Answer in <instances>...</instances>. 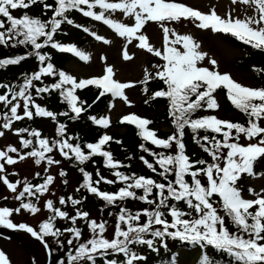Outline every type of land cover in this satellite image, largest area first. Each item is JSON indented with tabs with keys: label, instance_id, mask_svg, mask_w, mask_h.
I'll return each instance as SVG.
<instances>
[{
	"label": "snow or ice",
	"instance_id": "1",
	"mask_svg": "<svg viewBox=\"0 0 264 264\" xmlns=\"http://www.w3.org/2000/svg\"><path fill=\"white\" fill-rule=\"evenodd\" d=\"M231 4L247 6L252 10L251 14L241 18L229 11L222 17L215 8L203 13L179 0H0V47L27 49L22 55L0 58V70L17 66L30 58L37 62V70L22 74L20 82H0V138L5 137L6 132H12L19 138L20 145L19 148L7 145L0 149V184L19 202L14 209L0 207V227L29 233L44 245L49 255L52 249L46 238L51 237L57 247L64 249L65 241L61 237L68 234L66 259L58 260L57 264H141L146 257L140 254L139 248L146 247L155 252L159 243L167 250L169 239L198 248L197 264H215L209 249L229 257L230 264H264V189L257 192L249 188L252 198H245L239 186L245 176H257L255 165L264 160V88L243 86L228 73L198 66L208 53L199 51L201 45L192 36L181 35L168 27L172 22L190 20L197 29L230 35L243 45L264 51V0H231ZM37 5L42 8L41 14H30L29 10ZM16 11L21 15H14ZM235 11L238 13L239 10ZM72 13L99 22L124 40L123 61L134 59L129 52L130 45L162 61L151 65L154 73L144 69L140 84L145 85L143 91L147 95L146 85L153 80L162 82L163 87L154 91L150 99L168 102V115L174 129L172 134L167 138L158 137L156 131L149 128L153 121L135 114L119 120L120 124L134 125L138 130L137 135L143 141L139 149L152 157V161L144 155L139 159L160 180L120 170L131 165L115 160L105 146L110 142L119 145L122 141L104 134L94 143L81 145L78 137L67 135V125L59 122L58 116L75 121L91 108V105L85 107L86 102L77 95L78 90L91 86L99 90L96 101L110 95L113 100L119 99L131 106L125 90L136 86L132 82L114 79V69L108 65L102 76L79 80L56 70L45 49L72 54L83 62L90 60V56L76 45L56 39L65 25L82 30L104 45L112 43L105 36L77 23ZM149 22L157 24L162 31L161 48L153 46L143 31ZM101 60L106 61V58L101 57ZM208 63L214 69L217 67L215 59H209ZM45 77H52L55 82L45 84ZM218 89L226 91V98L233 108L247 118L246 124L223 120L217 115L195 116L200 111L219 110L214 95ZM53 92L59 94L66 111L55 113L37 103V99ZM148 102L146 99L145 103ZM113 106L109 105L110 108ZM35 118H50L56 123L58 138L49 140L37 129L14 128L17 122ZM88 119L105 129L111 124L107 117L89 116ZM186 130L191 132L193 143L210 157V161L193 160L186 153ZM201 132L206 134L201 136ZM241 139L247 143H241ZM74 140L77 142L73 143ZM146 144L163 150L175 146V153L155 151ZM54 153L80 166L83 179L76 192L84 190L102 201L101 213L109 207L119 209L116 213L108 212L109 216H115L111 239L106 236L107 220L91 218L89 212L78 207L87 196L83 199L71 195L58 198V204L64 208L70 204L74 214L47 199L43 207L49 215L40 223L38 231L11 219L14 214L22 212L33 216L41 212L37 204L50 192L57 179V176L47 174L48 170L61 164ZM97 156L103 158V167L114 179L106 178L99 169L94 179L93 174L83 167ZM27 159H32L36 166L45 165L42 182L33 184L27 178L15 182L9 179L18 173H9L7 166ZM67 175L63 169L58 172L59 177ZM35 177L41 178V173L36 172ZM63 183L66 185L68 181L65 179ZM101 183L121 186L115 192H108L101 190ZM3 199L8 200L9 196ZM127 201H137L146 207L133 210L125 206ZM57 220L68 221L69 226L61 229L57 227ZM78 221L86 226L87 239L83 237ZM0 264H11L2 250ZM169 264H178L175 255L169 258Z\"/></svg>",
	"mask_w": 264,
	"mask_h": 264
},
{
	"label": "trees",
	"instance_id": "2",
	"mask_svg": "<svg viewBox=\"0 0 264 264\" xmlns=\"http://www.w3.org/2000/svg\"><path fill=\"white\" fill-rule=\"evenodd\" d=\"M48 2H52V0H48ZM42 11L41 6L37 5L34 6L32 9L29 10L30 14L32 15H40ZM16 16L21 15L19 11H16L13 13ZM50 15V13H49ZM72 18L77 22L84 24L90 29H93L96 27L94 22L90 20H86L82 16L76 13H72ZM64 33H67L66 35ZM91 37L88 36L86 33H84L82 30L77 29L75 27H70L65 25L63 32L56 37L57 40H59L61 43H71L76 45L81 51L85 52L88 48L92 47V40ZM232 44L242 50V56L240 58L236 59V66L242 71H245L247 73H250L255 81L256 84L262 88H264V71L257 72L253 69H264V53L254 50L251 47H244L238 43H235L234 41ZM27 51V49L23 47H18L15 49L11 48H3L0 47V58L4 57H11L15 55H22ZM45 51L49 52L51 55V62L54 64L57 71H64L66 72L65 65L74 62L73 56H68L67 54L60 53L53 49H45ZM37 70V62L34 58L27 59L23 61L21 64L17 66H9L6 70H0V82L4 83H18L21 80L22 74L24 73H31L33 71ZM67 73V72H66ZM44 83L45 84H51L54 83L55 80L52 77H45ZM58 79V78H57ZM145 85H139V89L143 95L144 104L143 105V113L147 114L150 113V116L147 115H141V118H147L153 123L149 125V128L152 130H155L158 137L160 138H167L170 134L173 132V126L171 118L168 115V102L164 99H156L151 100L150 96L151 94L159 90L161 87H163L162 82L153 80L151 81L146 87L148 88V94L146 95L143 91V88ZM2 92V90H0ZM99 94V90L95 89L94 87H89L84 90H78L77 95L80 97L82 101H85V107L88 105H91V108L88 109L87 112L83 113L81 118L78 120H70L68 117L64 116H58V120L61 123H64L67 125V135L78 137L79 143L81 145L86 143H94L96 142L102 135L106 134L108 129L99 127L92 123L91 120L88 119L89 116H95L97 118H101L109 106V95H106L104 97H101L99 101H96V97ZM216 96H223V92L217 90V93H215ZM149 100L148 103H145V100ZM96 101L95 103H93ZM224 101V100H223ZM37 103H39L41 106L47 108L48 110H51L55 113H59L62 111H66L67 107L65 104L60 102V97L57 92H53L50 95L44 96L42 99H37ZM223 107L226 112L229 113H237L238 120L233 119V122H240L245 123L247 118L242 114L239 113L237 110L233 108L232 105L227 104L226 102H223ZM208 112L200 111L195 114L196 117L205 116ZM56 123H54L50 118L44 119V118H35L31 121L24 120L17 122L15 127L16 128H22L27 127L29 129H37L41 131L43 137L48 138L49 140L57 139L55 134L56 129ZM164 128V131H161L160 128ZM123 133L121 135H111V137L114 138V140H120L122 141L121 144H116L114 142H110L109 145H106V149L109 150L112 154L115 160H118L122 162L123 164H130V168H123L120 169L124 171L126 174L136 173L138 175H144L149 176L154 179L160 180L159 177H156L151 171H149L143 163L140 161L139 157L141 155H144L146 159H148L150 162L152 161V157L148 156L146 153H143L139 149V145L143 143L141 138L137 135V129L134 125H122ZM48 132H52V134H49ZM186 136L184 138V142L186 144V153L193 159H207L210 161V157L207 156L206 153H204L201 148L193 143L191 138V132L186 130ZM110 134V133H108ZM206 133L201 132L200 135H205ZM208 135H211V133H208ZM25 138H27L25 134ZM73 143H76L77 141H72ZM147 147L153 148L155 151H165L167 154H174L175 153V146H173L172 149L163 150V149H156L151 144H146ZM23 150V149H22ZM28 151V150H23ZM55 159L61 160V164L55 167V171L57 174V177L60 179L59 185L57 186L58 189V198L60 196H64L67 198V196L71 195L74 198L83 199V197L87 196L86 200H83V203L78 206L82 211H87L90 213L91 218L94 219H103L108 221L107 225V232L106 236L107 238L111 239L113 235V226L115 223V216H109L108 212L111 211L113 213L118 212V208L116 207H109L105 208L104 212L101 213L100 209L104 207V204L102 201L98 200L96 197L91 196L87 194L84 190H81L80 192H76L75 189L79 186L80 183H82V175L79 172L78 165L75 164L74 161H68L64 160L58 153L53 154ZM129 157H132V159H129ZM40 167V166H39ZM42 171L41 178H36L35 176L31 178V183L36 184L42 182V177L46 174L44 171L45 165H41ZM87 171L93 174V178L95 179V172L97 169L101 171V174L105 176L108 179H114V177L111 175V172L103 167V158L102 157H93L92 161L87 162L85 165H83ZM60 169L65 170L68 175L66 177H59L58 172ZM49 171V170H48ZM255 171L257 173V176L264 175V160L258 162L255 165ZM48 174V173H47ZM67 180L68 183L65 185L63 183L64 180ZM190 179V178H188ZM250 177L245 176L240 181V188L242 189V193H245ZM162 182V181H161ZM121 185H106L101 183L100 188L102 191H108V192H115ZM139 194V193H138ZM58 203V199H57ZM58 207H61L62 210L68 211L70 214H74V209L69 204L67 208H64L63 206L57 205ZM125 206L133 209V210H140L146 205L137 202V201H127L125 202ZM69 226L68 221L65 220H57V227H60L61 229ZM78 226L83 229V237L85 239L88 238L89 233L84 225L83 222L78 221ZM34 228V227H33ZM27 238H29V241L33 242V238L31 235L24 234ZM68 234H65L64 237H61L62 240L65 241V248L61 249L57 247L54 240L51 237L46 238L47 242L49 243L52 251L51 255H49L48 250H46L47 258L45 259L44 264H57L58 260L60 259H66V251L68 250L66 245V239ZM168 248L165 250L163 247L157 244L158 251H151L148 250L146 247L139 248L138 251L140 254L144 255L146 259L141 262V264H169V258L173 255L176 256L179 262L180 255L185 256V258L188 260L190 258H193V256L196 254L200 257V250L198 248L194 249L192 246L185 245L180 243L179 241H173L168 240L167 241ZM209 255L210 257L215 261V264H230V258L222 253H216L213 250L209 249ZM199 259V258H198ZM198 259L194 261L192 264H197Z\"/></svg>",
	"mask_w": 264,
	"mask_h": 264
},
{
	"label": "rangeland",
	"instance_id": "3",
	"mask_svg": "<svg viewBox=\"0 0 264 264\" xmlns=\"http://www.w3.org/2000/svg\"><path fill=\"white\" fill-rule=\"evenodd\" d=\"M179 2L191 6L194 9L200 10L203 13H208L212 8H215L217 14L224 17L227 12L232 11L233 15L239 14L243 18L246 14H251V9H247L244 5H232L231 0H179ZM238 9V13L235 11ZM118 18V17H117ZM170 29L175 30L181 35H190L193 39L200 43L201 47L199 51L208 53V56L204 61L200 62L198 66L208 67L210 70H218L221 74L228 73L232 79L240 83L243 86L251 88H262L258 86L250 73L240 70L237 68L235 62L237 58L242 56V50L235 47L232 44L230 35L213 34L211 30H200L195 27L193 21L181 20L180 22H172L168 24ZM149 37V42L156 48L162 47V31L160 27L152 22H149L143 30ZM97 34L105 36L112 41L109 45H104L101 42L93 43L87 52L90 56L88 62L84 64H76L70 62L65 65L66 72L73 77L79 79L99 77L104 74L106 65L112 66L115 72L114 79L120 82H132L136 86L131 89H127L126 95L128 96L131 106L124 104L122 100L116 99L111 100L110 104L114 105L105 112L104 117L110 119L111 128L108 132L112 135H121L123 128L118 125L119 119L125 115L135 114L138 117L141 115L150 116V113H143L144 99L139 89L140 81L143 78L144 69L147 68L150 72H155V69L151 67L152 64L162 63L158 58L153 57L151 54L139 50L134 46H129V52L134 56L132 61H123L121 56L122 46L125 43L124 40L117 37L110 29L103 26L101 29L95 31ZM231 37V38H230ZM235 39V38H233ZM101 57H105L106 61H102ZM209 59H215L217 61V67L214 69L213 66L208 63ZM216 96V95H215ZM219 103V110L216 112H210L209 115H217L218 118L223 120H238L237 114L226 112L223 107V98L219 95L216 96ZM233 122V121H232ZM14 128H16L14 126ZM161 131L165 129L160 128ZM52 134V132H48ZM241 143H247L241 139ZM7 145H13L20 147L19 138L13 135L12 132H6L5 137L0 138V149L5 148ZM23 151V150H22ZM15 156V154H12ZM9 173L15 171L18 173L17 176H9V179L15 182L16 180H23L27 178L31 181V178L35 176L36 172L42 171V167L36 166L32 159L19 162L14 166H7ZM48 174L57 176L55 167L49 169ZM60 179L57 177L54 184L50 187V192L46 193L43 198L38 202L37 206L41 208V212L35 216L22 212L21 214H14L11 219L14 223H24L34 227L37 231L39 225L45 221L49 215L43 205L47 199H52L56 206L58 205V189ZM249 188L255 189L259 192L264 189V175L250 179L246 193L242 194L245 198H252L248 192ZM54 194V195H53ZM4 196H9L8 200H4ZM13 194L9 193L6 188L0 184V207L16 208L19 202L12 198ZM35 202V201H34ZM3 231L0 232V250L4 251L10 258L11 264H44L47 258L46 249L44 245L34 238L33 242L29 241L24 234H28L22 230H13L0 227ZM182 255V254H181ZM179 258L180 264H192L196 261L197 255L193 258L186 259L185 256Z\"/></svg>",
	"mask_w": 264,
	"mask_h": 264
}]
</instances>
